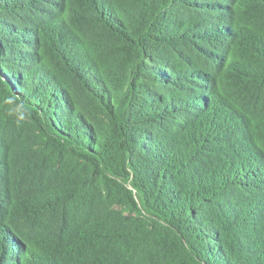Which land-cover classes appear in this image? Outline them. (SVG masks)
<instances>
[{
	"label": "trees",
	"instance_id": "1",
	"mask_svg": "<svg viewBox=\"0 0 264 264\" xmlns=\"http://www.w3.org/2000/svg\"><path fill=\"white\" fill-rule=\"evenodd\" d=\"M0 264H264V0H0Z\"/></svg>",
	"mask_w": 264,
	"mask_h": 264
},
{
	"label": "clouds",
	"instance_id": "2",
	"mask_svg": "<svg viewBox=\"0 0 264 264\" xmlns=\"http://www.w3.org/2000/svg\"><path fill=\"white\" fill-rule=\"evenodd\" d=\"M3 103L8 106L7 114L9 116H16L18 120H23L30 114L24 102H18L16 96L4 97Z\"/></svg>",
	"mask_w": 264,
	"mask_h": 264
}]
</instances>
